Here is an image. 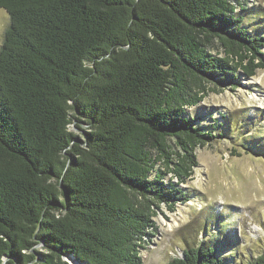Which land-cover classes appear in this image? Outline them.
<instances>
[{"label":"trees","instance_id":"16d2710c","mask_svg":"<svg viewBox=\"0 0 264 264\" xmlns=\"http://www.w3.org/2000/svg\"><path fill=\"white\" fill-rule=\"evenodd\" d=\"M243 7L0 0V264H142L159 210L189 200L195 150L224 138L188 110L264 69ZM216 250L167 264H231Z\"/></svg>","mask_w":264,"mask_h":264},{"label":"rangeland","instance_id":"374dc122","mask_svg":"<svg viewBox=\"0 0 264 264\" xmlns=\"http://www.w3.org/2000/svg\"><path fill=\"white\" fill-rule=\"evenodd\" d=\"M240 1L243 25L264 35V0ZM8 25L0 9V47ZM188 113L203 125H210L209 116L222 121L216 133L224 138L195 150L198 164L183 186L189 200L172 213L159 210L157 230L140 252L142 264H167L201 242L231 264L264 255V69L240 88L209 94ZM79 129L86 126L74 121L72 130Z\"/></svg>","mask_w":264,"mask_h":264},{"label":"water","instance_id":"95a60500","mask_svg":"<svg viewBox=\"0 0 264 264\" xmlns=\"http://www.w3.org/2000/svg\"><path fill=\"white\" fill-rule=\"evenodd\" d=\"M67 260V262L69 263V264H81V263H74L72 260H70V259H66Z\"/></svg>","mask_w":264,"mask_h":264}]
</instances>
